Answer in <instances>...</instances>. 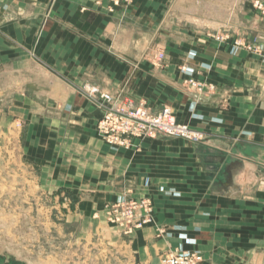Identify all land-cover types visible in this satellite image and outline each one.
I'll list each match as a JSON object with an SVG mask.
<instances>
[{
	"label": "crops",
	"instance_id": "crops-1",
	"mask_svg": "<svg viewBox=\"0 0 264 264\" xmlns=\"http://www.w3.org/2000/svg\"><path fill=\"white\" fill-rule=\"evenodd\" d=\"M254 2L134 0L111 11L110 0H0L5 100L29 106L24 88L31 91L42 135L96 140L92 131L104 110L78 91L91 83L153 110L169 106L180 123L207 136L203 143L165 136L134 140L114 155L100 138L105 147L96 152L108 182L102 199L114 201L124 191L153 199L155 221L133 235L147 239L148 264H161V252L181 244L200 250L202 264H224L219 226L233 222L242 207L264 223V51L232 52L237 39L264 47V17ZM157 51L165 53L160 64ZM184 65L195 69L203 89L187 83ZM97 200L81 202L75 212L93 213ZM160 227L168 234L160 235ZM253 264H264V250Z\"/></svg>",
	"mask_w": 264,
	"mask_h": 264
},
{
	"label": "rangeland",
	"instance_id": "rangeland-1",
	"mask_svg": "<svg viewBox=\"0 0 264 264\" xmlns=\"http://www.w3.org/2000/svg\"><path fill=\"white\" fill-rule=\"evenodd\" d=\"M195 55L190 52L191 57ZM5 82L0 80V240L20 247L24 258L0 250L5 256L3 262L29 264L27 259H31L35 264H148L147 239L133 237L140 228L127 233L125 227L107 218L106 209L113 200L102 199V188L108 182L100 170L102 154L96 152L105 147L98 123L92 131L96 140L89 144L42 135L36 125L38 112L31 105L33 93L24 88L29 98L26 107L11 97L6 101ZM86 84L91 83L79 86V93L103 109L85 93ZM106 146L110 155L129 150ZM115 175L113 171L110 179ZM95 196L99 208L93 213L86 216L85 209L75 212L77 205ZM238 214L233 222L219 226L217 243L227 250L220 262L253 264L264 250V223L252 216L251 208L249 216L245 207ZM166 251L159 256L161 264Z\"/></svg>",
	"mask_w": 264,
	"mask_h": 264
},
{
	"label": "built area",
	"instance_id": "built-area-1",
	"mask_svg": "<svg viewBox=\"0 0 264 264\" xmlns=\"http://www.w3.org/2000/svg\"><path fill=\"white\" fill-rule=\"evenodd\" d=\"M134 0H110V10L121 3H130ZM255 7L261 11L264 17V3L255 0ZM218 39H226V35H218ZM241 48L249 52L262 54L264 47L260 44L244 42L241 39L234 41L232 52L238 53ZM164 52L157 51L154 54L155 62L160 63L164 59ZM182 72L189 78L187 83L195 86L199 90L203 89V82L195 77V69L184 65ZM85 93L92 99L101 103L104 114L98 122V131L102 140L111 146L130 149L134 146V140H146L165 137H179L187 140L203 143L207 136L177 120L174 110L169 106H164L159 110H153L143 103H136L130 99H123L119 95L103 90L95 84H86ZM148 184V182H147ZM164 191V188H161ZM168 194L179 195L178 192L167 191ZM106 214L109 222L117 226L125 227L127 233L135 229L151 224L154 220V202L146 195L142 197H132L131 191L122 192L116 200L107 206ZM160 235L168 234L164 227L158 229ZM180 238L189 244H196L197 239L188 237L181 233ZM203 253L198 249H186L182 244L176 248L167 250L163 255L162 264H202Z\"/></svg>",
	"mask_w": 264,
	"mask_h": 264
},
{
	"label": "bare ground",
	"instance_id": "bare-ground-1",
	"mask_svg": "<svg viewBox=\"0 0 264 264\" xmlns=\"http://www.w3.org/2000/svg\"><path fill=\"white\" fill-rule=\"evenodd\" d=\"M193 19H194V21H196V22H201V19L200 18H198V17H193ZM203 22V21H202ZM214 24V23H213ZM216 25V24H215ZM0 250H5V251H9L10 252V254H15V256H18V257H22V258H24V256H23V252H22V250H21V248L20 247H18V246H16V245H14V243H8V242H6V241H4V240H0ZM9 254V255H10ZM27 262L29 263V264H35L34 262H32L31 261V259L29 260V259H27Z\"/></svg>",
	"mask_w": 264,
	"mask_h": 264
},
{
	"label": "water",
	"instance_id": "water-1",
	"mask_svg": "<svg viewBox=\"0 0 264 264\" xmlns=\"http://www.w3.org/2000/svg\"><path fill=\"white\" fill-rule=\"evenodd\" d=\"M0 258H2L3 260L5 259V257H4V256H2V255H0Z\"/></svg>",
	"mask_w": 264,
	"mask_h": 264
}]
</instances>
